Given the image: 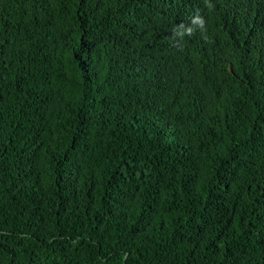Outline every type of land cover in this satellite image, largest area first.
I'll use <instances>...</instances> for the list:
<instances>
[{
    "label": "trees",
    "instance_id": "16d2710c",
    "mask_svg": "<svg viewBox=\"0 0 264 264\" xmlns=\"http://www.w3.org/2000/svg\"><path fill=\"white\" fill-rule=\"evenodd\" d=\"M0 264H264V0H0Z\"/></svg>",
    "mask_w": 264,
    "mask_h": 264
}]
</instances>
